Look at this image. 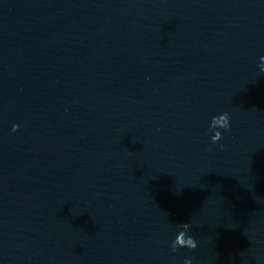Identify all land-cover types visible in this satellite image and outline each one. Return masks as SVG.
I'll list each match as a JSON object with an SVG mask.
<instances>
[{
	"label": "water",
	"instance_id": "obj_1",
	"mask_svg": "<svg viewBox=\"0 0 264 264\" xmlns=\"http://www.w3.org/2000/svg\"><path fill=\"white\" fill-rule=\"evenodd\" d=\"M262 56L264 0H0V264H264Z\"/></svg>",
	"mask_w": 264,
	"mask_h": 264
},
{
	"label": "clouds",
	"instance_id": "obj_2",
	"mask_svg": "<svg viewBox=\"0 0 264 264\" xmlns=\"http://www.w3.org/2000/svg\"><path fill=\"white\" fill-rule=\"evenodd\" d=\"M262 61L258 67L261 73H264V56L260 57ZM19 128V125H13L12 131L15 132ZM223 130L220 131V130ZM231 131V116L229 113L224 112L222 114L213 116L209 124V132L214 134L210 136V140L213 144H218L223 138L225 132ZM220 150L224 149V145H219ZM180 231L176 235L175 239L171 242V248L173 252L178 251L181 248H187L189 251H194L198 247L197 240L189 235L192 231V225L190 223H182L178 225ZM184 264H193V259L186 257L184 259Z\"/></svg>",
	"mask_w": 264,
	"mask_h": 264
}]
</instances>
